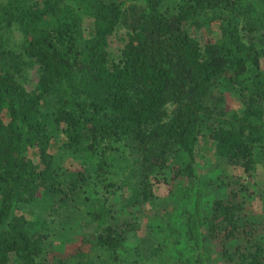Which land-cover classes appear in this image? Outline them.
Returning <instances> with one entry per match:
<instances>
[{
    "label": "trees",
    "instance_id": "obj_1",
    "mask_svg": "<svg viewBox=\"0 0 264 264\" xmlns=\"http://www.w3.org/2000/svg\"><path fill=\"white\" fill-rule=\"evenodd\" d=\"M212 28L204 45L191 35ZM262 59L264 0H0V264H164L169 235L148 252L126 242L168 174L186 246L201 250L191 264H264V216L246 205L264 163ZM210 153L243 176H197Z\"/></svg>",
    "mask_w": 264,
    "mask_h": 264
},
{
    "label": "rangeland",
    "instance_id": "obj_2",
    "mask_svg": "<svg viewBox=\"0 0 264 264\" xmlns=\"http://www.w3.org/2000/svg\"><path fill=\"white\" fill-rule=\"evenodd\" d=\"M87 24L88 23L86 22L84 26L86 27ZM191 35L193 38L198 40L200 45H204L208 41L214 40L216 37V29H202L199 31L192 30ZM21 39V33L17 29H14L13 42L18 44L20 43ZM126 39V31L123 29L117 30L112 36L108 38V51L112 53L114 57H119ZM261 67L264 70V59L261 60ZM37 82V68H34L29 71V80L28 83L24 84V86L28 92H33ZM230 107L237 112L241 111V103L237 96H233L230 99ZM53 154L58 159L60 165L65 168L77 169L81 165V161L78 159H74L69 156H61L54 151ZM26 157L36 161L31 150L28 151ZM195 172L197 176L202 179L211 177L214 173L224 175L228 179H232L236 176H243L241 168L218 165V161L213 153H210L206 157L204 156L198 158ZM171 177L172 176L168 174L152 179V191L156 197V201L153 205L150 204L143 207L141 212L137 215L136 221L140 227L134 236H129L127 239L126 252H133V250L137 251V249L148 252L149 248L148 251L145 250L149 243L155 245L153 240L158 236L164 237L169 235L170 238L167 239V248L164 249L163 253L160 255V257L164 260V264H191L194 259L193 255L197 254L198 251L201 252V250H197V248H192L191 250L189 245L186 246V241H188L186 235L187 230L183 231L180 229L179 226H182L179 223L180 217L177 218L182 208L175 207L174 209V205H172L170 202L169 191L172 182ZM91 178L94 185L91 188L93 191H95V195L98 194V197L100 198H109L102 186L94 184V176H91ZM115 194L120 197L121 192L117 191ZM125 195L127 196L128 194L125 193ZM116 201H119L120 203L119 198H117ZM246 205L247 211L252 217L264 216V163L258 167L255 173L254 179L250 185V193ZM41 209H34L35 211L32 214V218L39 217V211ZM41 213L43 214V212ZM197 222L198 221H193L194 224H197ZM170 229H173L175 234L179 235L177 236L179 242L174 241V236L169 232ZM172 242H174V244H172ZM66 250L71 251V248H66ZM213 259L214 258L212 257L209 264H218L216 259ZM125 260L126 258L120 261L122 262L121 264H123Z\"/></svg>",
    "mask_w": 264,
    "mask_h": 264
}]
</instances>
